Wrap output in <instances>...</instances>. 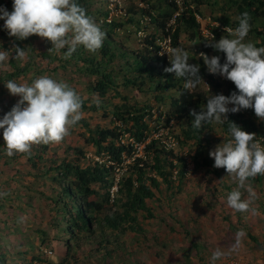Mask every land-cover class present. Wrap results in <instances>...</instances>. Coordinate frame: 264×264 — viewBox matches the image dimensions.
<instances>
[{
	"label": "rangeland",
	"instance_id": "rangeland-1",
	"mask_svg": "<svg viewBox=\"0 0 264 264\" xmlns=\"http://www.w3.org/2000/svg\"><path fill=\"white\" fill-rule=\"evenodd\" d=\"M5 1L12 3V0H0V6H4ZM91 1V17L97 23L101 25L103 20L102 14L98 12L108 8L112 9V17L124 23L112 43V50L117 55L121 51L128 54L126 58L117 57L111 64L115 71L117 90H109L105 97L92 91L97 76L80 72L84 65L82 62L65 58L63 53L51 62L50 57L43 54L49 53V41L31 35L22 40L26 57L22 61L18 60L24 72L16 77H7L6 74L15 71L10 64L11 57L0 65V77L4 74L6 77L0 80V118L19 100L18 96L10 94L4 82L14 79L19 83H30L34 78L46 74L75 88L82 99L89 100L88 105H103L100 111L81 110V119L86 120L92 129L116 126L125 129L127 124L117 121L114 112L125 109L126 103L151 108L152 117L145 118L149 124L145 144L156 140V148L163 150L164 156L173 151L175 155L184 157L187 160V174L180 182L179 169H175L169 176L171 186L159 178L160 189H155L156 197L146 201L153 217L139 211L133 213L137 218L133 228L128 226V222L117 229L113 228L108 217H116L124 210L122 204L127 197L126 191L121 188L127 177L135 175L132 169L134 157L148 156L150 151L152 153V149L146 151L145 144H136L137 154L128 156L124 153L125 162L113 171L110 177L112 186L104 188L93 185L98 194L91 195L90 199L101 204L102 209L91 213V231L75 232V236L69 240L65 224L68 215L64 211V207L71 209V203L64 194L67 182L59 178L60 171L54 168L64 160L78 162L76 148L87 153L80 162L83 166L110 161L109 156H98L95 147L87 143L90 135L87 128L79 125L73 126L59 142L34 144L29 152L9 157L5 153L0 130V264H33L34 257L47 249L54 252L51 260L57 264H264V174H261V181L257 180L258 175L249 178L251 194L247 189H241L242 199H250L249 209L240 212L230 208L227 195L237 187V182L227 175L224 168H218L221 171L218 176L206 167L195 166L193 156L197 151V142L196 139L187 138L184 133L190 126L188 118L178 119L170 111L172 99L179 97L177 89L158 92L151 88L149 81L140 85L125 83L126 61H131L135 51L143 47L146 36L156 31L155 26L147 20L148 17L141 13L135 19L142 20V26L148 28L138 31L136 24L127 22L126 14L132 6L146 8L147 5L141 0ZM189 3L193 7L196 5L194 0H189ZM202 3L199 6L202 34L206 37L207 33H213L217 41L222 36L231 37L232 33L226 31L219 20L228 18L232 24L229 26L232 29L237 27L239 15L236 2L203 0ZM3 23L0 20L2 45L5 42L1 34ZM214 31H217L219 39ZM246 39L257 46H264V16L254 20ZM211 40L212 36L209 38ZM163 42L159 41L162 47ZM180 47L189 50V63L199 64L201 68L202 58L185 31L181 33ZM161 52L171 57L170 50L162 49ZM89 53L91 57L94 56L93 52ZM219 54L214 50L208 56ZM96 58L99 60L101 55L97 54ZM131 78H134L133 74ZM226 83L227 80L219 75L217 79L207 76L201 92L207 98L216 94L226 96ZM115 91L119 94L116 95ZM247 118L258 128L256 139L264 143V121L255 114H249ZM225 122L221 124L214 121L201 132L208 155L216 145L230 138L224 127ZM129 135L125 133L121 144L134 143ZM149 172L150 175L155 174ZM241 228L245 230V235L238 238L236 233ZM248 234L257 240L254 241ZM80 238L82 240H78ZM237 239L240 240L238 246ZM218 248L225 255L213 261L212 252Z\"/></svg>",
	"mask_w": 264,
	"mask_h": 264
},
{
	"label": "trees",
	"instance_id": "trees-1",
	"mask_svg": "<svg viewBox=\"0 0 264 264\" xmlns=\"http://www.w3.org/2000/svg\"><path fill=\"white\" fill-rule=\"evenodd\" d=\"M194 1H196V5L193 7L189 3V0H181V3L179 0H141V2L147 5L146 8H136L135 6L129 8L126 14L128 16L127 22L136 24L138 26V31L147 30V26H142V20L136 21L135 19V16L141 13L144 17H148L147 20L151 25L155 26L156 31L155 33L147 35L143 47L135 51L131 61H126L124 66V70L126 71L125 83L140 85L149 81L151 83V88L158 92L176 88L179 92V97L172 99L170 111L178 119L188 118L190 126L184 133L187 138L196 139L197 142V151L193 156L194 164L196 167H206L210 172L220 176L221 171L213 166L214 160L207 154L206 145L203 143L200 136L201 132L206 129V127L211 126L214 121L202 124L199 129L193 128L192 121L194 117L191 115L193 109L199 112L201 107L206 105L207 97L201 92V86L207 76L213 79V75L207 71V66L204 64L203 59H201L199 75L202 77L203 81L194 89L185 88V81L183 78L175 77L174 73L165 71L167 67H170L171 57L161 53L162 46L159 44V41L169 36L171 39V46L180 47L181 33L185 31L188 33L189 39L194 44L198 54H210L214 51L213 48L206 46L207 42H211L209 41L210 37H205L202 34L201 23L198 20V15L201 14L199 6L203 4V0ZM234 2L237 4L239 17L242 13H248L251 26L257 17L264 16V0H234ZM78 3L86 9L89 16H93L90 10V7L93 5L91 0H78ZM11 4L10 1L3 2V5L9 11L12 10ZM98 13L103 16L100 26L106 34L102 47L93 52V57H91L88 50L80 47L72 54L70 59L75 60L77 63L82 62L84 64L80 72L91 73L97 76L96 81L92 85V91L105 97L109 90L118 88L114 78L115 71L111 64L117 57L126 58L128 54L121 51L117 55L112 50L114 36L119 29L124 27V23L112 17V9L108 8L106 11H100ZM110 17L111 20L109 21ZM219 22L224 26L232 25L228 18L220 19ZM214 32L219 39L217 31ZM1 34L4 35L5 42L3 47L5 50L13 48L14 43L24 48L23 41L9 37L3 27ZM262 43L264 44V39ZM49 47H52L50 41ZM65 50H60V52L49 51V53L45 52L43 54L50 57L51 62H54L57 56ZM97 54L101 55L99 60L96 58ZM219 56L221 58L220 62L224 63L226 59L225 54L220 52ZM18 62L17 59H10V64L15 71L6 74L8 78L19 76L24 72ZM56 69L57 67L54 68V70ZM131 74H133L134 78H131ZM1 78L5 80V74L1 75L0 80ZM225 86L226 96L230 95L233 91H238L235 84L230 80L227 81ZM118 94L119 93L116 92V95ZM82 100V109L84 110L100 111L103 108V105L98 103L88 105V99ZM151 110L152 109H148L147 106L138 107L137 104L130 105L127 103L125 109L116 110L114 112L117 118L116 120L127 124L125 129L119 126L92 129L89 123L84 119H80L75 125H82L87 128L90 134L87 138V143L95 147L98 156H109L110 161H98L83 166L80 162L82 159L86 158L87 153L81 148H76L77 154L79 155L78 162L64 160L60 165L54 168L60 171L59 178L67 182L64 188V194L71 203V209L64 207V211L68 215L65 224L69 240L71 236H75V232L91 231L90 227L93 222L91 213L102 209L101 204L90 199L91 195L98 194L93 188V185L96 184L104 188L112 186L113 181L110 180V177L116 167L125 162L124 153H127L128 156L136 155V151L138 150L136 144L140 145L146 143L148 139L146 131L149 128V124L145 121V118L147 116L150 118L152 117ZM249 114H255L254 110L251 108L242 109L237 113H230L228 121L234 122L246 132L257 134L259 132L258 128L247 118ZM104 115L107 116V113H104ZM224 127L228 132L229 125L227 121L224 123ZM125 133L130 134L129 136L134 140V143L121 144ZM156 144V140H152L151 143L145 144L146 151L152 149V153L150 151L148 156L134 157L132 169L135 175L127 177L123 181V186L121 188V190L126 191L127 197L126 201L122 204L124 210L116 217H108V221L113 228L117 229L127 222L129 224L128 226H132L133 228V225L137 223V218L133 213L139 211H144L148 216L153 217L154 214L146 205V201L156 197L155 189H160L159 178L168 186H171L172 181L169 179V176L173 174L175 169H179L178 174L180 182L187 174V160L184 157L175 155L173 151H170L169 155L164 156L163 150L156 148ZM30 160H32L31 157ZM108 162H113V164L110 165ZM149 170L155 174L150 175ZM257 180H262L261 174H258ZM249 236H251L254 241L257 240L252 235ZM78 240H82V238ZM79 244V241H77L78 246ZM193 246L198 247L196 244H193ZM44 255V252L36 255L33 264H57L51 260V258H46Z\"/></svg>",
	"mask_w": 264,
	"mask_h": 264
},
{
	"label": "clouds",
	"instance_id": "clouds-1",
	"mask_svg": "<svg viewBox=\"0 0 264 264\" xmlns=\"http://www.w3.org/2000/svg\"><path fill=\"white\" fill-rule=\"evenodd\" d=\"M0 20L9 37L24 40L38 35L51 42L49 51L66 49L63 52L65 58L71 57L80 47L97 51L106 35L78 0H12L11 11L0 6ZM238 21L235 29L224 26L232 33L231 37L222 36L217 41L212 36L211 42L206 44L225 54L224 63L220 62L219 55L209 57L200 53L207 71L232 81L238 91L228 96L209 95L206 105L199 112L193 109L191 115L194 117L192 127L197 129L211 121L228 122L230 138L210 150L209 156L214 159L215 168H224L237 182V187L227 195V205L243 212L249 209L250 199H242L241 189H247L251 194L249 178L264 174V143L257 140L254 133L229 122L227 114L251 108L264 121V46L246 39L251 29L247 12L242 13ZM206 37L210 36L206 34ZM26 55L25 48L15 43L7 50L0 44V65L10 57L22 61ZM170 56V67L165 71L183 78L185 88L194 89L203 81L199 64L189 63V50L172 47ZM4 85L10 94L19 97L11 110L0 118L3 145L9 157L29 152L34 144L61 141L82 117L83 100L75 88L64 81L45 74L30 83L9 79ZM236 235L243 237L245 230L238 229ZM239 243L237 239L236 246ZM224 255L225 252L218 248L213 250L211 259L215 261Z\"/></svg>",
	"mask_w": 264,
	"mask_h": 264
},
{
	"label": "built area",
	"instance_id": "built-area-1",
	"mask_svg": "<svg viewBox=\"0 0 264 264\" xmlns=\"http://www.w3.org/2000/svg\"><path fill=\"white\" fill-rule=\"evenodd\" d=\"M179 2L181 3V0H179ZM111 20V17H110V19H109V21ZM207 35L208 36H213V34H211V33H207ZM163 43L162 44H164V46L162 47V49L163 50H165V49H167V50H170L171 49V39H170V37L169 36H166L164 39H163ZM165 53V52H164ZM213 75V78H215V79H217V77H218V75L220 76V78H222L223 80H228L227 78H225V77H223V76H221L220 74H212ZM44 252V256L46 257V258H51L53 255H54V252L50 249V250H44L43 251ZM36 264H41V263H36Z\"/></svg>",
	"mask_w": 264,
	"mask_h": 264
}]
</instances>
